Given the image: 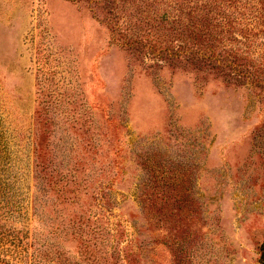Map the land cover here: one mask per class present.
<instances>
[{
    "label": "rangeland",
    "instance_id": "1",
    "mask_svg": "<svg viewBox=\"0 0 264 264\" xmlns=\"http://www.w3.org/2000/svg\"><path fill=\"white\" fill-rule=\"evenodd\" d=\"M16 239L26 264H259L264 0H0L10 264Z\"/></svg>",
    "mask_w": 264,
    "mask_h": 264
},
{
    "label": "trees",
    "instance_id": "2",
    "mask_svg": "<svg viewBox=\"0 0 264 264\" xmlns=\"http://www.w3.org/2000/svg\"><path fill=\"white\" fill-rule=\"evenodd\" d=\"M14 244H15L14 246L15 247L17 246L18 248L14 249L13 255H15V257H14V262L11 264H26L23 258L26 257V254L28 253V247L30 248L31 244L28 241L21 242L18 239L15 240ZM260 253H261V258L259 264H264V245H262L260 249ZM0 264H10V263L5 262L2 258H0Z\"/></svg>",
    "mask_w": 264,
    "mask_h": 264
}]
</instances>
